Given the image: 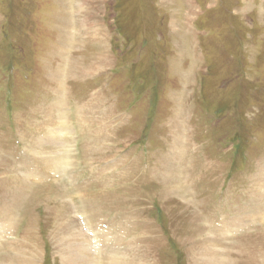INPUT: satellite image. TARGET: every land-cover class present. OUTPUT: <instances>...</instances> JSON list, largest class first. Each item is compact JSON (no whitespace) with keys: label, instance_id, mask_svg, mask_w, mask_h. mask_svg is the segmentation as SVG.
<instances>
[{"label":"rangeland","instance_id":"374dc122","mask_svg":"<svg viewBox=\"0 0 264 264\" xmlns=\"http://www.w3.org/2000/svg\"><path fill=\"white\" fill-rule=\"evenodd\" d=\"M78 247L264 264V0H0V264Z\"/></svg>","mask_w":264,"mask_h":264},{"label":"bare ground","instance_id":"6f19581e","mask_svg":"<svg viewBox=\"0 0 264 264\" xmlns=\"http://www.w3.org/2000/svg\"><path fill=\"white\" fill-rule=\"evenodd\" d=\"M79 8V7H78ZM7 16V15H6ZM63 17V16H62ZM69 18V17H68ZM5 19V18H4ZM2 22V21H1ZM65 22V21H64ZM3 23V22H2ZM3 25V24H2ZM11 25V24H10ZM60 32H61V30H60ZM63 39V38H62ZM94 54V53H93ZM95 56V55H94ZM109 66V65H108ZM99 67V66H98ZM11 76V75H10ZM10 79V78H9ZM53 80V79H52ZM13 81V80H12ZM134 96V95H133ZM173 172V171H172ZM175 176V175H174ZM105 219V218H104ZM72 227V226H71ZM107 229V228H106ZM73 230V229H72ZM78 230V229H77ZM112 231V230H111ZM74 237V236H73ZM81 239H83V241H85L86 240V238L85 237H81ZM82 241V240H81ZM93 241V240H92ZM16 243V242H15ZM83 243H87V241H85V242H83ZM83 243H81V245H83ZM93 244V243H92ZM126 244V243H125ZM79 245V244H78ZM83 246H85V245H83ZM81 248V247H80ZM79 247H78V252H80L81 254H83V256H85V257H81V258H79L78 259V261L80 262V264H82L84 261H86V262H84L85 264H94L92 261L90 262V263H88L89 261H90V259H89V257L86 255V254H84L83 252H82V250L80 249ZM93 249V248H92ZM95 251V250H94ZM80 256V255H79ZM19 257V256H18ZM16 258V257H15ZM205 258V257H204ZM11 259V258H10ZM24 259V258H23ZM81 259H83V260H81ZM92 259V258H91ZM12 260H13V258H12ZM16 259H14L13 261H15ZM18 260V259H17ZM34 261V260H33ZM221 261V260H220ZM224 261H226L225 259H224ZM8 262V261H7ZM95 262V261H94ZM36 263V262H35ZM30 264V263H29ZM37 264V263H36ZM217 264V263H216Z\"/></svg>","mask_w":264,"mask_h":264},{"label":"trees","instance_id":"16d2710c","mask_svg":"<svg viewBox=\"0 0 264 264\" xmlns=\"http://www.w3.org/2000/svg\"><path fill=\"white\" fill-rule=\"evenodd\" d=\"M127 42H129L128 40H126ZM125 47H128L126 44H125ZM237 149H239V148H237Z\"/></svg>","mask_w":264,"mask_h":264}]
</instances>
